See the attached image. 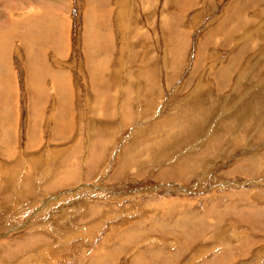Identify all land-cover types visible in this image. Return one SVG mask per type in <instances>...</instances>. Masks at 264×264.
I'll use <instances>...</instances> for the list:
<instances>
[{"label": "rangeland", "instance_id": "1", "mask_svg": "<svg viewBox=\"0 0 264 264\" xmlns=\"http://www.w3.org/2000/svg\"><path fill=\"white\" fill-rule=\"evenodd\" d=\"M0 16V264H264V0Z\"/></svg>", "mask_w": 264, "mask_h": 264}, {"label": "crops", "instance_id": "2", "mask_svg": "<svg viewBox=\"0 0 264 264\" xmlns=\"http://www.w3.org/2000/svg\"><path fill=\"white\" fill-rule=\"evenodd\" d=\"M5 10H10V9L7 7V9L5 8ZM2 19L5 20V23L2 22ZM11 21H12L13 23H15L16 28L18 27V28L20 29L19 32H16V33L14 34L15 38H16V39H20V40H21V43H22V46H25L24 38H21V37L24 35V33H25L24 28H23L24 25L21 26V24H17L18 22H15L13 19L10 20L9 18H7V20H6V19L4 18V16H3V17L0 16V24H3L5 27H6V23H10ZM20 22H21V21H20ZM25 23H26V22H23L22 24H25ZM8 25H10V24H7V26H8ZM0 27H1V26H0ZM16 28H15V31H16ZM13 44H15V40H14V43H13ZM23 50L26 51V48L23 49ZM17 54L19 55V51H18ZM23 54H24V51H23ZM25 54L28 55L27 52H25ZM0 55H2V50H1V48H0ZM8 55H11L10 51H9ZM24 173H25V171H24ZM25 193H26V191H25ZM25 193H24V194H25ZM16 230H17V229H16ZM16 264H22V263H16ZM27 264H33V263H28V262H27Z\"/></svg>", "mask_w": 264, "mask_h": 264}, {"label": "bare ground", "instance_id": "3", "mask_svg": "<svg viewBox=\"0 0 264 264\" xmlns=\"http://www.w3.org/2000/svg\"><path fill=\"white\" fill-rule=\"evenodd\" d=\"M118 8V7H117ZM9 12V11H8ZM118 13V12H117ZM10 15H11V13H10ZM117 15H119V14H117ZM116 15V16H117ZM10 20H11V18H10ZM4 23V22H3ZM15 24V23H14ZM18 24V23H17ZM0 28H2V27H0ZM1 31V33H2V31H3V28H2V30H0ZM5 31V30H4ZM8 31V30H7ZM9 32V34H10V31H8ZM16 32V31H15ZM12 34V33H11ZM29 34H30V32H29ZM34 35L33 36H35L36 37V32L35 33H33ZM6 35V34H5ZM13 35V34H12ZM2 36V35H1ZM4 37V36H3ZM12 37V36H11ZM4 39V38H3ZM7 39V38H6ZM8 41V40H7ZM1 43H3V42H1ZM0 46H3V45H0ZM2 48V47H1ZM2 50V49H1ZM1 56V55H0ZM4 56V55H3ZM2 57V56H1ZM176 60V59H175ZM178 67V66H177ZM87 109V108H86ZM170 124V123H169ZM162 125V124H161ZM181 137V136H180ZM126 151V150H125ZM98 160V159H97ZM125 167V166H124ZM186 167V166H185ZM30 169V168H29ZM124 169V168H123ZM177 170H179V169H177ZM176 170V171H177ZM175 171V172H176ZM47 172V171H46ZM29 190V189H28ZM89 233V232H88ZM90 235V234H89ZM41 237V236H40ZM38 240H42V237L41 238H38ZM44 243H46V242H44ZM247 246V245H246Z\"/></svg>", "mask_w": 264, "mask_h": 264}]
</instances>
